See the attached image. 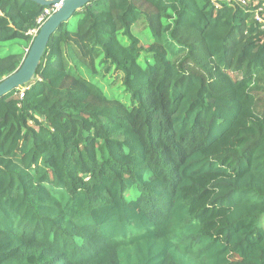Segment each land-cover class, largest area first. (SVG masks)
Masks as SVG:
<instances>
[{"label": "trees", "instance_id": "obj_1", "mask_svg": "<svg viewBox=\"0 0 264 264\" xmlns=\"http://www.w3.org/2000/svg\"><path fill=\"white\" fill-rule=\"evenodd\" d=\"M260 6L92 0L62 23L0 98V264H264ZM43 9L0 0V81Z\"/></svg>", "mask_w": 264, "mask_h": 264}, {"label": "water", "instance_id": "obj_2", "mask_svg": "<svg viewBox=\"0 0 264 264\" xmlns=\"http://www.w3.org/2000/svg\"><path fill=\"white\" fill-rule=\"evenodd\" d=\"M33 1L39 3L43 7L53 3V1L47 0ZM90 1L92 0H64L62 2V6L40 27L17 70L0 81V98L15 88L25 86L32 80L46 52L52 34L62 23L68 20L75 11L83 8ZM55 2H57V0Z\"/></svg>", "mask_w": 264, "mask_h": 264}, {"label": "rangeland", "instance_id": "obj_3", "mask_svg": "<svg viewBox=\"0 0 264 264\" xmlns=\"http://www.w3.org/2000/svg\"><path fill=\"white\" fill-rule=\"evenodd\" d=\"M249 2H250V0H249ZM263 14H264V11H263ZM134 33H135V35H137L141 39L142 43L145 46H148L149 44H151V42H152L151 31H150V28L146 24L137 23L134 26ZM13 43L20 44V43H22V41H20V40L9 41L7 43H3V46H8V45L13 44ZM112 81H114L113 74L108 76V80L106 78L100 76V75H97L94 78V82L97 85H99L105 91V93H107L111 96H114V97L123 98L124 94H123L122 86H120V83L111 85Z\"/></svg>", "mask_w": 264, "mask_h": 264}, {"label": "built area", "instance_id": "obj_4", "mask_svg": "<svg viewBox=\"0 0 264 264\" xmlns=\"http://www.w3.org/2000/svg\"><path fill=\"white\" fill-rule=\"evenodd\" d=\"M47 1H53V3L49 6H45L42 13L40 14V16L37 18V27L31 29L28 33L33 37V39L36 37L40 27L46 22V20L54 13L56 12L61 6H62V2L64 0H57V2H55L56 0H47ZM212 3L215 4L216 7H220L223 6L224 4H236V3H241V4H248L250 3L249 0H211ZM256 4V3H255ZM264 6H260L256 9L255 12V20L258 23L262 24V27H264ZM33 41V40H32ZM29 48L26 49V53L28 52Z\"/></svg>", "mask_w": 264, "mask_h": 264}, {"label": "crops", "instance_id": "obj_5", "mask_svg": "<svg viewBox=\"0 0 264 264\" xmlns=\"http://www.w3.org/2000/svg\"><path fill=\"white\" fill-rule=\"evenodd\" d=\"M23 48H24V46H23Z\"/></svg>", "mask_w": 264, "mask_h": 264}]
</instances>
